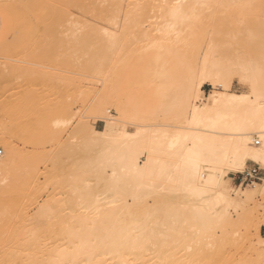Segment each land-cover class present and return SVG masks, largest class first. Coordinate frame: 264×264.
Segmentation results:
<instances>
[{
  "label": "rangeland",
  "instance_id": "rangeland-1",
  "mask_svg": "<svg viewBox=\"0 0 264 264\" xmlns=\"http://www.w3.org/2000/svg\"><path fill=\"white\" fill-rule=\"evenodd\" d=\"M22 1L24 4L26 2V5L22 3L18 4V1L15 2V0H0V50L2 51H0V127H3L7 131L9 137L8 143L10 144L7 146L6 142L0 141V149L2 150L3 159L12 157L18 168L21 166L24 168V166L26 167L28 164L31 165H29L30 167L34 166V168L27 166V169L30 168V173L28 174L27 172H23L25 170H20L21 172L16 170V173L12 171L13 174L10 173V175H8V177L10 176L11 178L5 175L8 179L3 182L0 180V204L2 208L5 209L4 214L0 215V264L13 263V261H9V259H12L14 254L12 257H7L9 254L8 252L12 249H14V253L16 251L15 256L18 255L14 260L16 264H42L38 261V257L41 256L40 251L37 250L36 246L35 248L32 246L33 238L31 235L34 229L36 233L40 231V223H42V204L48 205L50 196L52 197L54 196L53 194H55L56 198L58 197L60 200L64 198L63 201H65L64 203L66 205L69 206L71 204L70 206H72V204H74L76 206L79 202L76 198L78 193L74 191H76L75 189L78 187L77 183L80 180H85L81 183V188L83 190L86 189L88 185L94 183L91 186L92 193L96 190L97 185L100 187L99 183L102 184V181L95 183V181H97L95 179H98L95 174L97 172L96 166L75 164L74 161L78 158L75 155L74 158L72 154L73 152H78L77 148L82 146V144H84L83 142L87 141V143H90V138L92 136L91 130L93 128L96 130H101L103 128L104 121L95 119L97 115L94 113H97L98 109L95 108L96 105L94 101L96 103L102 96L106 98V101H108L107 99L109 98V102L105 101V107L106 105V108L109 107L107 114L115 115V110L112 106L115 99L112 98L113 96L111 94H113V92L116 94L123 90L134 97L136 104L132 107V110L135 111V113L137 111V113L139 114L140 112L141 115L147 114L149 117L145 115V119L159 114L160 119L164 120L168 115L166 113L169 111L171 112V110H169L170 107H168V109L165 107H167V105L169 106L171 102L169 99L173 98L170 94L172 92L168 90V84H170V82H167V80L172 81L171 86L175 92V99H172V103L176 104L180 97L179 94H181V90L188 84L193 83L201 53H204L207 48L210 49L212 45H214L217 50V52L214 53H216L218 58H222L225 55L234 57L235 54H239V52L248 53L249 49L250 51H254L258 46L264 50V33L260 31L264 30L261 29L260 26V24L262 25L264 23V0L189 1L185 6L183 16L184 27L186 29L184 30L186 33L184 31V34H181V37H184L185 40L182 39L180 42H176L174 44V46H176L174 48L175 50L171 49V52L174 50L175 54L182 53L185 56L181 64L184 60V64L187 59V61L190 60L188 64L192 67L189 69L185 67L188 64H185V66L182 65V67L179 68L181 64L177 62L176 58L172 59L171 57L169 60L165 59L167 63H163V61L155 56V54L159 55L161 52H163L161 54H166V51H163L164 46L162 43L151 41L155 35L156 37H158V35L155 32V35H152V33L150 34V24L153 23V21H157L156 23H158V21L160 22L161 20V24L159 23L158 26L167 23V16L164 17L166 14L162 11V13L155 10L152 11L151 7L146 9L143 13L140 11L139 18H137L136 22H130L131 24H129V28H127L126 31L124 30L125 32L122 30L123 26H117L120 23L124 25L125 18L118 24L115 21L116 24L114 25L115 27L113 26V29L115 32L117 31V34H120L119 39L121 42L116 44V48L114 49L115 52L114 50L112 52L106 50V52L103 47V50L98 53L99 55L102 52L100 58L97 55L100 61L94 57L96 59L95 64L94 59L91 58L93 57V48H95L93 47L95 46L93 44L95 40L92 41V38L94 39L96 36H93L90 42L87 40H85L86 43L85 41H80L87 33H91L95 29V25L100 24L99 18H97V21L92 16L94 10L97 11L96 7H98V9L100 7L105 8L107 5H113L114 8L125 7V2L122 0H83L82 2L86 3V5L90 4V2L92 7L94 5L93 11H90L91 9L89 8L88 10L85 8L79 10L82 7H89V5L81 6L78 10L75 9L73 6L77 4V1L81 2L79 0H73L75 5H72L73 3L69 0L60 1L63 5L67 4V1H69V8H66L69 4H67L66 7H62V4L58 3L59 0H42V2L41 0ZM49 2L60 4L62 7H60V9H64L63 11H65V14L63 12L62 14H58L61 15L64 20L60 19L57 14V12L60 11L56 12L58 17L54 20L55 17L53 18L52 15L55 13L53 12L55 8L50 10L51 7H49ZM46 4H49L48 7H46ZM22 5L27 7H23ZM28 5L32 6L27 10L29 13L25 10L26 8L28 9ZM57 5H55V7ZM46 8H48V10H45ZM56 10H59V7L58 9L56 8ZM46 11L52 12L49 13ZM44 12L48 15L52 14L50 15L52 19L48 18L50 17L48 15L43 18L42 13ZM153 15L155 17H153ZM22 17L24 20H21ZM57 19L63 24H60ZM92 19L95 22H92ZM116 19L117 22H119L118 18ZM112 21L109 23H112ZM109 23L107 21V24ZM73 32H75V34ZM193 32L194 34L196 33V35L192 34V36H194V41H191L193 40L190 38L192 36L188 33ZM187 34L188 37L185 36ZM248 34L250 36L253 34V37H250ZM75 37H77V39H74ZM189 39H191V44ZM3 47H6V49ZM243 48L246 49V51ZM178 49L182 50V52H178ZM215 49L214 51H216ZM219 51L221 54L223 52L224 55L218 54ZM255 51L251 53V55L259 53L258 50ZM103 52H105L106 55H104L105 53ZM195 54L197 55L195 56ZM262 54H264V51ZM89 56L92 57L89 58ZM103 56L108 57H106V59L104 58L103 61L108 60L109 62L106 61L102 63L101 58ZM186 56L190 58L188 57L186 59ZM181 58L182 57H179V59ZM97 61L100 62L99 65L102 67L100 68L99 66L98 71L94 67L97 65L96 67L98 68ZM93 64L95 65L93 66ZM175 68H178L177 72H179L176 74L180 77L182 76L181 78H170V76L173 77V74L175 75V71L172 73ZM180 73L181 75H179ZM165 90L170 92L169 97L165 95V93H168ZM210 90L211 87L205 84L201 96L205 97ZM230 91L235 94L247 92V88L239 81V77L236 74L230 79ZM107 96L109 97L107 98ZM104 98H102V101L105 100ZM165 99L169 101L167 102ZM164 100L168 104H165ZM160 102H163L164 106L166 105L164 107L165 109H162V103ZM157 105L161 106V111ZM166 109L167 112L165 113ZM159 112H162V116ZM70 117H73V119L71 118L72 121L70 120V122L66 123L67 125L65 123H61L63 126L58 125L60 120L69 119ZM144 117L141 116L140 118L144 119ZM65 121L63 120V122ZM166 121L169 122L168 120L160 122L164 125L170 123L175 125V123H166ZM76 128L77 130H75ZM172 129L173 128L163 126L159 127L158 130H168L172 132ZM257 140H259V138H257ZM93 149L95 150L94 147L92 150ZM29 157L30 163L25 160ZM254 165L256 164L252 163V161L247 162L245 169L253 167ZM257 166L260 168L261 174L264 177V167L261 165ZM245 169H243L241 173ZM107 172L110 173L109 169H107ZM93 174L96 176L94 177ZM237 174L238 173H235L234 176ZM87 176H93L94 179L91 177L87 178ZM234 176L231 175L233 178L231 182H233L232 186L235 190L239 189L237 186H246V184L239 185L238 182L234 180ZM87 179L88 181L90 179L89 183L91 184L88 183ZM259 184L264 185V181ZM89 187L84 191H87ZM154 191L151 197L147 196L148 198L145 197L146 199H143V203L140 205L137 213L141 215L143 219L154 217V220L155 218L158 220H156L157 224L161 226L159 227L157 224L154 225L152 230H155V233L163 230L162 233L168 234L169 231L167 232L165 230L171 229L177 230V234L180 235L175 236L173 234L175 231H173L172 234H170V231L168 236L162 235V237H160V232L158 234L156 233L157 238L154 237L156 241L154 239L152 240L153 246H156L153 250L150 249L151 251H149V249L147 251H142V253L145 251L141 257V260L144 262H142V264H264V262L257 261V256H255L256 253L254 249L258 242L255 228L251 227L245 219L238 218V214L234 213V211H231L230 215L235 224L231 227H226L224 231H219L220 228L217 225L218 222H216L214 218L215 215L209 210L208 206H197L199 210L204 215L209 216V218L203 224V232L199 236L194 237L192 231H190V229L188 230V227H184L183 230L181 229L182 231L185 230L182 233L178 229L177 221L184 210L188 212V209L195 208L196 206L193 204H186L184 208L181 209L169 195H166L167 192L165 191H167V189L158 187ZM164 199L166 201H164ZM257 200L259 203H263L261 208L257 207L256 210H252L254 207L253 203L250 204L248 208L252 211L255 220L264 213V197H257ZM127 203V205H130L132 202L128 199ZM167 215L170 217L166 218ZM25 220L26 223L29 224H27V226H29L28 228L27 226H25L26 228L23 226ZM73 223L74 221L70 220L66 222V225L70 226ZM174 226L176 227L173 228ZM25 229H29V231L24 232ZM30 231L32 232L29 233ZM259 234L264 238L263 225L259 228ZM14 237L18 238L19 243L22 241V246L19 245L22 247L20 248L21 251H19L20 249L17 247L19 243L15 242V245L13 244L15 247L13 246L11 249V240ZM25 238L28 243L24 241ZM39 238L42 240L41 236ZM176 238L178 240H176ZM170 239H173V242ZM18 240L16 242H18ZM24 248L25 250L27 248V250L25 251ZM20 252L23 253L19 255L18 253ZM23 254H26V257H22L24 256Z\"/></svg>",
  "mask_w": 264,
  "mask_h": 264
},
{
  "label": "bare ground",
  "instance_id": "bare-ground-1",
  "mask_svg": "<svg viewBox=\"0 0 264 264\" xmlns=\"http://www.w3.org/2000/svg\"><path fill=\"white\" fill-rule=\"evenodd\" d=\"M16 1H18V4L23 2L22 0H15V2ZM60 1L61 0H59L58 3H60ZM69 1L73 3L72 5H75V0ZM69 1H67V4H69ZM79 1L81 2L77 1V4L73 6L75 9L78 10L81 6L89 5V7H82L79 10H82L83 8L88 10L89 8L91 9L90 11H93L92 9L94 5L92 7L91 2L86 5V3L82 2L83 0ZM122 1L125 2V7L114 8L112 4V6L107 5L106 7L104 5L105 8L100 7V10L96 7L98 12L95 10L94 13L91 12L93 13L92 16L94 19L97 20V18H99L100 24L96 22L98 25H95L96 27L92 31L93 33H87V35L80 40H87L90 42V39L93 36H96V38H92V41L95 40L94 42H96H93L95 45L93 46L95 47L93 48V57L89 56V58L92 57L91 59H94L95 62H93L96 64V59L94 57H96L97 60L100 58L102 52L99 55L98 53L103 50V47L105 51L112 52L116 48V44L121 42L119 39L120 34H117V31L115 32L113 26L116 23H120V21L122 22L123 18H125V24L122 25L120 23L117 26H123L122 30L126 31L127 28H129V24H131L130 22H136L137 18H139L140 11L143 13L146 9L151 7L152 11H162L166 14L164 17L167 16V19L165 18L167 20L165 25L158 26L161 20L160 22L158 21V23H156L157 21H153L151 24L149 23L151 26L150 34L152 33V35H155L156 33L158 35V37L155 35L151 41L162 43L164 46L163 51H166V54H161L163 53L161 52L159 55L155 54V56L163 61V63L166 62L165 59L169 60L172 57V59L176 58L177 62H180L179 64H181V61L185 56L182 53V55L179 53L175 54L174 48L176 46H174V44L180 42L182 39L185 40L184 37H181L186 30L184 27L183 16L186 4L192 0ZM56 2H49L50 5L46 4V7H48V5L51 7L50 10L55 8L53 11L55 13L53 15H48L46 12L49 11H46L42 13L43 18L44 16L52 15L53 18L55 17L54 20H56L58 16L62 19V16L59 14H62V12L64 13L65 11H63L64 9H60V4H62V7H66L67 4L63 5L62 2L60 4ZM22 4L26 5V2L25 4ZM55 5L59 7V10H56L58 7H55ZM30 6L31 5H28V9H24L27 11L30 9ZM69 7L70 4L66 8ZM45 10H48V8ZM27 12L29 13V11ZM56 12L57 14L59 13L58 16ZM153 17L155 16L153 15ZM22 18L21 20H24L25 16L23 19ZM48 18L52 19L51 16ZM116 18H118L119 22H117ZM57 20L59 22V19ZM93 21L94 20L92 19V22ZM107 21L108 23L112 21V23L107 24ZM260 26L261 29H264V23L262 25L260 24ZM260 31L264 33V30ZM73 33L75 34V32ZM188 34L191 36L192 34L196 35L194 32ZM188 34L185 36L188 37ZM251 36L253 37V34ZM190 38L193 40L189 39V41H194V36ZM74 39H77V37ZM191 41L190 44L192 43ZM6 47L3 48L6 49ZM171 49H174L172 50L174 53L171 52ZM214 49L215 47L212 45V48H207L204 53L202 52L203 54L201 53L193 83L188 84L181 90V94H179L180 97L176 104L172 103L175 99V92L171 86L172 81L167 80V82H170V84H168V90L172 93L168 92V90H165L168 92L167 94L164 93L168 97L171 94L173 100L169 99L171 102L167 107H165L166 105H163V102L167 99L160 102L162 103V109L164 107L167 109L170 107L169 110H171V112H167L166 109L165 113L167 112L166 114L168 115L166 118L164 117V120L160 119L158 112L157 116H150L151 118L148 119H145L146 117H144L147 114L141 115L139 112V115L137 111L135 113V111L132 110V107L136 104L134 97L123 90L119 93L115 94V92H113V94H111L113 96L112 98L115 99L114 103L111 102L115 110V115L107 114L109 107L106 108L107 105L105 107L106 98L102 96V98L105 99L104 101H102L101 97L96 103L94 101V104L96 105L95 108L98 109V112L95 111L97 113L94 114L97 116L93 117L104 121L103 128L101 130L91 128L92 136L90 138V143H87V141L83 142L84 144L77 148L78 152H73L72 154L78 158L75 160L74 156L73 159L75 160V164L96 166L97 172L95 174L97 176L93 175L99 180L95 179L97 181H94L95 183L102 181V184L99 183L100 187L96 184V192L93 189L95 193H92L91 186L94 183L88 185L87 188L90 186L89 189L84 191L87 188L83 190L81 188V183L85 180H80L77 183L78 187L75 189L76 191H74L75 193H78L76 198L79 202L76 206L74 204H72V206H70L71 204L69 206L66 205L64 203L65 201H63L64 198L60 200L58 197L56 198L55 194H53L54 196L52 197L50 196L48 205L42 204V223H40V231L36 233L34 232V229L32 230L34 233L32 231L29 232H32V246L34 248L36 246L37 250L40 251L41 256L38 257L40 263L142 264V254L148 249L149 251L153 250L156 245L153 246L154 244H152V240L154 239L156 241L154 237L157 238L156 235L160 231L158 232L156 230V234L155 230H152L154 225L157 224L158 220L156 218L155 220L154 217L143 219L137 211L143 203V199H146L145 197L147 196L151 197V194H153L155 192L154 190L158 187H164V189H167V191H165L167 192L166 195H169L174 202L181 207V209L184 208L186 204H193L196 206L195 208L188 209V212H185V210L184 212L181 211L183 213L180 212L181 215L178 217L177 221L178 229L182 233L185 231H182L183 228L188 227V230L190 229V231H192L194 237L199 236L203 232V224L209 218V216L204 215L197 206H208L209 210L215 215L214 218L216 222H218L217 225L220 228L219 231H224L226 227L233 226L235 223L230 212L234 211V213H237L238 218L245 219L251 227L255 228L258 237V242L254 249L256 253L255 256H257V261L264 262V238L259 234L260 226H264V213H262L261 217H258V219L255 220L252 211L248 209L252 203L254 204L252 210H256L257 207H262L263 203H259L257 197H264V185L254 182L245 187L237 186L239 189L235 190L232 186L233 182H231V179H233L231 175L234 176L235 173H241V171L246 168L247 162L253 161L255 157L258 159V164L264 167V54H262L264 50L258 46L257 49H254V51H259V53L257 51L258 54L254 53V55H251L254 51H250L249 49L248 53L244 52L245 54L239 52V54L236 53L234 57L225 55L222 58H218L216 53H214L217 52V50L215 49L216 51H214ZM244 50L246 51V49ZM177 51L182 52V50L179 49ZM197 54H195V56ZM218 54H221V52L219 51ZM104 55H106V53ZM221 55H224V53L222 52ZM106 57L103 56L101 58L102 63L108 61H103ZM179 57L182 58L179 59ZM188 57L189 56H186V59ZM187 60L185 63L186 65L190 62V60ZM184 62L185 60L182 62L181 66L178 67L181 68L182 65L185 66ZM95 64H93V66ZM97 64L98 68L96 67L97 65L94 67L98 71L100 62ZM189 65L190 64L185 66L186 69L192 67ZM100 68L102 67L100 66ZM177 70L178 68H175L172 71V73L175 71V75L173 74V77L170 76V78L174 79L180 77L176 74L179 72H177ZM234 74L239 77V81L247 88V92L235 94L230 91V79ZM179 75H181V73ZM205 84L210 86L211 90L205 97H202L201 94L203 93V86ZM108 97L109 96H107V98ZM107 100L108 101L106 102L110 101L109 98ZM169 100H167V102ZM165 104L168 103L165 101ZM161 106L157 105L159 109ZM161 114L162 112L160 115ZM141 116H143L144 119L140 118ZM71 118L73 119V117L63 119L64 121L67 120L65 122L60 120L58 125L66 124L70 122V120L72 121ZM165 120L175 123V125L171 123L166 125L161 124L160 121ZM169 122L166 121V123ZM163 126L173 128L171 130L172 132L168 130L159 131V127ZM77 128L75 130H77ZM257 138H259V140H257ZM8 140L9 137L7 131L3 127H0V141L6 142L7 146H9L10 144L8 143ZM256 142H258V144ZM93 147L95 150H92ZM25 160L26 162H31L30 157ZM29 165L30 164L27 166ZM27 166H24V168L21 166L19 169L12 157L3 159V154H1L0 180L3 182L6 181V179L11 178L10 176L8 177V175H10V173L13 174L12 171L16 173V170H25L23 172H27V174L30 173L29 169L32 167L34 168V166L30 167V165L29 169H27ZM107 169H109L110 173L107 172ZM89 177L87 176V178ZM94 177L92 176L91 178L94 179ZM262 181H264V178ZM128 199L131 200L132 205H127ZM164 201L166 200L164 199ZM4 211L5 209H3L0 204V215L4 214ZM169 217L168 215L166 216V218ZM70 220H73L74 223L67 226L66 222ZM27 224L28 223H26L25 220L23 226L25 227ZM157 226L160 227L161 225L157 224ZM28 227L29 226H27V228ZM175 227L176 226L173 228ZM29 229L22 231L26 232L29 231ZM162 231L159 234L161 235L160 237H162V235L168 236L170 231V234L175 231L176 234H173L175 236L178 235L177 230H165L167 232L169 231L168 234H164ZM39 235L42 237V240L39 238ZM16 238L17 237H14L11 240V249L15 243H19L18 238ZM15 239L16 241L18 240V242H16ZM170 240L173 242V239ZM176 240L178 239L176 238ZM24 241L26 242V238ZM21 243L22 241L17 246L19 249L22 248L20 247L22 246ZM12 250V252L7 251L9 254L6 253L8 256H5L12 257L14 254L13 257L15 258L12 257L13 260L9 259V261H13V263L10 262V264H14V262L16 264V261L14 260L18 255L15 256L16 251L14 253V249ZM143 250L145 251L142 253ZM19 251H21V249ZM22 253L20 252L18 254L20 255ZM23 255L24 256L22 257H26V254Z\"/></svg>",
  "mask_w": 264,
  "mask_h": 264
},
{
  "label": "built area",
  "instance_id": "built-area-1",
  "mask_svg": "<svg viewBox=\"0 0 264 264\" xmlns=\"http://www.w3.org/2000/svg\"><path fill=\"white\" fill-rule=\"evenodd\" d=\"M258 144V142H256ZM2 154V150L0 149V155ZM234 180L238 182L239 185H248L254 182L261 183L263 180V175L261 174V170L257 165L253 167H249L245 169L242 173H239L234 176Z\"/></svg>",
  "mask_w": 264,
  "mask_h": 264
},
{
  "label": "crops",
  "instance_id": "crops-1",
  "mask_svg": "<svg viewBox=\"0 0 264 264\" xmlns=\"http://www.w3.org/2000/svg\"><path fill=\"white\" fill-rule=\"evenodd\" d=\"M0 40H1V37H0ZM252 163H254V164H256V165H259L258 163V159L255 157L254 159H253V161H252ZM260 166V165H259Z\"/></svg>",
  "mask_w": 264,
  "mask_h": 264
}]
</instances>
